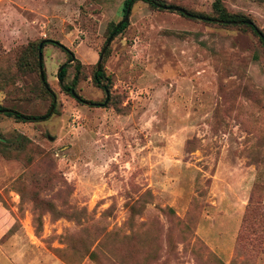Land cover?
Listing matches in <instances>:
<instances>
[{
	"label": "rangeland",
	"instance_id": "obj_1",
	"mask_svg": "<svg viewBox=\"0 0 264 264\" xmlns=\"http://www.w3.org/2000/svg\"><path fill=\"white\" fill-rule=\"evenodd\" d=\"M123 1L0 0V67L21 46L48 39L88 75L75 87L78 99L63 92L56 74L67 55L46 45L56 113L35 123L0 115V141L24 135L31 143L19 157L0 154V264H264V49L251 31L143 2L107 44ZM162 1L215 16L213 0ZM222 1L264 33V0ZM104 47L102 82L112 83L123 113L90 78ZM73 76L70 63L63 83ZM38 79L34 70L16 84ZM4 97L0 90V105L26 115L50 106L45 94ZM33 190L64 212L57 220L44 214L38 231ZM147 191L130 221L126 205L141 204ZM167 207L175 216L161 211ZM94 236L103 245L97 261L82 254Z\"/></svg>",
	"mask_w": 264,
	"mask_h": 264
},
{
	"label": "trees",
	"instance_id": "obj_2",
	"mask_svg": "<svg viewBox=\"0 0 264 264\" xmlns=\"http://www.w3.org/2000/svg\"><path fill=\"white\" fill-rule=\"evenodd\" d=\"M136 2H143L147 4L150 8L156 10H169L170 12L177 13L183 17H187L189 19H193L198 22H202L209 26H216V27H224V28H233L238 29L241 31H251L253 35L256 37L262 48L264 49V33L263 31L255 24V22L248 16L242 13H232L229 12L223 5L222 0H213L212 2V9L215 13V16H207L203 13H192L187 12L188 15H184L178 11H175V8H178L176 5H168L165 6L162 0H124L123 1V18L117 24L111 23L109 29L107 30V41L112 40L121 33L129 26L128 17L129 14H126L127 8L133 6ZM182 9V8H181ZM184 10V9H183ZM43 46L41 49V53L43 52V48L46 45H54L58 47L62 52L67 55V62L62 65V70L58 74V81L60 89L63 92H66L68 95L79 98L76 92V85L79 81L85 80L88 75H86L85 67L74 58V54L70 51L67 47L62 45L61 43L53 40H42ZM41 42V41H40ZM40 42H29L27 45L21 46L11 60L10 64L6 65L5 67H0V90L4 92V101L8 100H29L37 99L41 94H45L50 98V106L47 111L43 115H26L14 109L6 108L0 105V115L6 116L8 118H12L15 122L20 123H35L45 121L50 116L56 113V96L53 91H51L47 79L46 74L44 71L43 59L41 63L38 62V46ZM107 53V52H106ZM34 57L36 59L35 64H32L31 58ZM74 64V76L71 80L70 84H64V78L66 75V70L69 64ZM42 67V75L43 78L40 77L39 67ZM37 70L39 73V79L37 83L28 85L27 87L23 88L16 84V79L23 77L29 73L34 72ZM16 77V79H15ZM90 78L92 83L95 87L101 89L105 95L108 96L106 105L114 109V111L118 113H123V107L120 105V101L117 100V97L111 95V88L112 83H103L102 80L105 78L104 72L102 67L100 66L97 69L95 66L90 73ZM109 81V79H108ZM16 94V97L13 95ZM105 101V99H104ZM1 148L0 154L6 158L10 159L11 156L14 155L16 157L21 156V154H25L27 147L31 144L29 139L24 135H16V137L7 140V141H0ZM25 162V161H24ZM27 165V162H25ZM20 201H24L25 195L21 188H16ZM30 201L33 204L32 216H33V224L35 230H40L42 227V216L46 213H49L53 220H57L63 217L64 212L58 209L54 203L50 200L43 199L40 197V194L37 190H33L29 193ZM146 198H150L151 194L149 191L144 193V196L141 198L144 199V202L141 200H136L132 204H127V210L129 213V220L133 221L134 218L139 215L145 207V204L148 203ZM163 213L168 214L169 216H175L173 209L167 207L165 209H161ZM105 214H110V211L107 210ZM98 236H94L86 246V248L82 251L83 256L88 257L91 260L97 261L98 258V251L103 249V245L101 242H97ZM96 246L92 249V246L95 244Z\"/></svg>",
	"mask_w": 264,
	"mask_h": 264
},
{
	"label": "water",
	"instance_id": "obj_3",
	"mask_svg": "<svg viewBox=\"0 0 264 264\" xmlns=\"http://www.w3.org/2000/svg\"><path fill=\"white\" fill-rule=\"evenodd\" d=\"M175 11H178L184 15H188L187 12L181 8H175ZM130 12V8H127L126 10V14H128ZM110 42V40L107 41V44ZM42 46H43V41H41L39 43V46H38V62L41 63V60H42V53H41V49H42ZM105 50H106V47L103 48V50L101 51L100 55H99V59H98V63H97V69L100 68V64H101V60L103 58V55L105 53ZM62 70V66L58 69L57 71V74H56V77L58 79V74L59 72ZM39 71H40V77L41 79L43 78V75H42V67L40 66L39 67Z\"/></svg>",
	"mask_w": 264,
	"mask_h": 264
}]
</instances>
